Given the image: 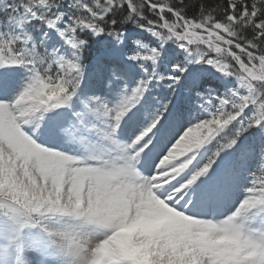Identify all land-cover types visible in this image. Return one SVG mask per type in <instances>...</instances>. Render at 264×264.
<instances>
[{
	"label": "snow or ice",
	"instance_id": "6c2138e0",
	"mask_svg": "<svg viewBox=\"0 0 264 264\" xmlns=\"http://www.w3.org/2000/svg\"><path fill=\"white\" fill-rule=\"evenodd\" d=\"M0 264H264V0H0Z\"/></svg>",
	"mask_w": 264,
	"mask_h": 264
},
{
	"label": "rangeland",
	"instance_id": "374dc122",
	"mask_svg": "<svg viewBox=\"0 0 264 264\" xmlns=\"http://www.w3.org/2000/svg\"><path fill=\"white\" fill-rule=\"evenodd\" d=\"M139 228V225H130L126 229H124V235L120 238L118 241L122 246H126L129 243V237L130 235L137 231Z\"/></svg>",
	"mask_w": 264,
	"mask_h": 264
}]
</instances>
